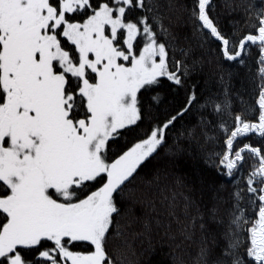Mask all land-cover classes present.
Listing matches in <instances>:
<instances>
[{"label":"snow or ice","instance_id":"6c2138e0","mask_svg":"<svg viewBox=\"0 0 264 264\" xmlns=\"http://www.w3.org/2000/svg\"><path fill=\"white\" fill-rule=\"evenodd\" d=\"M0 264H264V0H0Z\"/></svg>","mask_w":264,"mask_h":264},{"label":"trees","instance_id":"16d2710c","mask_svg":"<svg viewBox=\"0 0 264 264\" xmlns=\"http://www.w3.org/2000/svg\"><path fill=\"white\" fill-rule=\"evenodd\" d=\"M225 23L227 24V20H225ZM164 251H166V249ZM161 259H164V257L162 256L161 252L158 251L157 254L153 257V260L154 261H159Z\"/></svg>","mask_w":264,"mask_h":264}]
</instances>
